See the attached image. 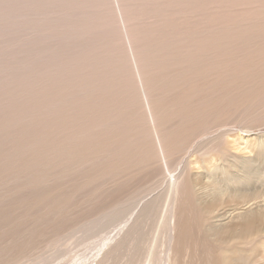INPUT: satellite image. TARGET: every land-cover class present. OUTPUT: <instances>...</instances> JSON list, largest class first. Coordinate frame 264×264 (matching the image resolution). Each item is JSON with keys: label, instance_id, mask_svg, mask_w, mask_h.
Here are the masks:
<instances>
[{"label": "bare ground", "instance_id": "bare-ground-1", "mask_svg": "<svg viewBox=\"0 0 264 264\" xmlns=\"http://www.w3.org/2000/svg\"><path fill=\"white\" fill-rule=\"evenodd\" d=\"M124 1L130 2L131 0ZM138 2L137 5H141L144 0L143 2L138 0ZM103 3L105 2H98L97 0H0V192H6L10 188V190L13 189L15 193L19 194L18 196H21V198L32 193L31 190L37 191L40 196L50 192L42 199L29 202L25 201V198L22 203H15L12 199L0 196L1 210L5 206L9 207V210L12 207V211L8 210V212H4L5 215H0V240L5 235H11L13 239H17L21 232V225L28 220H31L38 227L42 226L44 224L42 220L46 218L34 216L37 213L33 211L36 207L45 205L44 210L51 213L62 207V209H65L66 206L70 205L71 199L68 198L70 194L64 188L67 183H58V181L50 183L49 180L52 175H57L56 178L59 182L63 181L67 175L71 176V179L73 175L81 171L88 174L89 163L95 165L102 164L105 161L111 163L112 160H116L113 157L117 156V158L120 157L117 160L119 163H116L119 169L110 170L108 167L113 168V165L107 166L104 171L110 173L106 177L104 176V179L102 178L105 183L107 180H114L112 175L117 177L119 173L126 172V170L130 171V168L127 169L130 163L135 167L140 162L142 166L152 170L156 160L158 163L159 161L164 163L169 177L165 178L167 176H164L162 183L160 181L156 183L158 187L165 186L163 192L158 193L142 205L133 220L134 214L127 221L125 220L126 225L116 233L117 236L122 238H117L119 240L116 243L114 242V245H112V242V247L107 248V257L103 255L106 259L110 255L112 258L114 257L113 259H117L114 253L121 252L123 249L125 252L126 248L131 255L129 262L135 259L136 262L140 261L141 264H264V135L253 136L251 133L253 127L247 128L251 129L250 131L247 129L244 131L243 129L234 132L229 129V124H221L212 120L211 122H200V125L197 124L194 127L188 125L191 128L185 131L182 130V133L177 136L178 131L175 133L174 131L178 130L176 127H180V124L178 122V126L175 123L177 126L174 129V122L178 121L177 118L181 115L180 111L192 114L187 110L189 108L182 110L183 107H181L182 109L178 112L173 107L179 108L178 105L181 104L172 105V109L170 106L169 110H173L176 116L174 114L170 116V112H166L169 117H165V115L160 117L161 114L165 113L164 111H167L164 110V108H168L165 105L162 107V111H159L160 108L155 110L161 112L160 115L154 114L151 109L149 114H145L149 108L145 106L148 109H144L139 97H136L137 101L134 98L128 101L125 99L113 101L117 96L121 98L122 94L128 96L132 89L136 90L135 94H144L145 91H142L137 84L136 69L134 71L129 65L128 59L130 57L127 52L124 56L126 58V70L124 69L125 71L122 72L120 70L122 67L119 68L113 60V53L108 51L109 46L114 41L102 33L97 40H93V34L98 29L101 31L108 23L107 18L102 15L104 14L103 5L107 4L108 10L112 9L110 3ZM128 6L126 4L127 8ZM154 6L156 5L154 4ZM164 6H166L164 2L158 6L160 9H157L156 6L155 14L157 15L160 10H164L166 8ZM132 7L135 9L134 4ZM95 9H99L100 12L95 11ZM140 13L142 12L140 11L137 16L131 17V20L143 17V14ZM146 14L147 12L144 13V16ZM27 28L32 31L31 39L27 40V44L36 43L38 47L35 48L36 53L34 55L27 54L26 61L22 62L19 56H23L28 45L19 47L21 43L19 44L18 40L20 39L18 37ZM128 35L125 38H128ZM84 36L87 37L86 41L81 40ZM10 38L14 42H10ZM52 40H57V44L52 45ZM121 40L123 41V38ZM187 40H190L189 37ZM163 44H165V41ZM150 46L149 48L146 46L150 50L145 52L144 55L141 54L143 52L138 53L141 51L140 49H138L140 51H134L136 48L133 49L132 54L135 53L136 56L141 54L143 57L141 62H146L145 60L149 58L151 52H155L154 49H157L156 46ZM211 54L212 52L209 55ZM10 57L13 60L11 63L8 62ZM131 58L133 57L131 56ZM160 58L162 60V57ZM168 58L169 60L162 61V63L165 62L163 65L159 66L155 63L159 67L153 68L151 71L145 70L146 68L143 67V74L150 73L151 75L155 74V76L156 74L159 75L161 66L162 70L166 67L170 69L176 67V72L171 77L168 74L164 77L157 76L153 78L152 83L149 82L148 92L154 94L155 101L157 97L158 100L164 99L165 96L168 97L169 92L182 88L181 81L185 83L186 79L178 82L176 80L180 75L182 76V73L187 71V68L191 71V69L198 66L194 64L199 63V58L194 60L197 61L196 63L192 61L191 64L187 62L189 59H180L179 62H176L177 60L171 55ZM42 60H46L48 64L39 70L34 69L37 63L40 61V64L43 63ZM201 60L203 59H200V62ZM147 61L151 60L148 59ZM208 61L209 59H207ZM142 63L141 65L144 64ZM192 64L193 66H190ZM203 64L201 62L200 65ZM39 66L41 67V65ZM167 68L166 70H168ZM189 72L186 73L190 74ZM197 72L199 71H195V74ZM122 73L127 75L124 76ZM119 75L127 78V81L132 80L130 89L126 86L123 87L122 81H117ZM194 75H190V77L194 78ZM202 75H199L201 79ZM196 76H198V73ZM189 80L187 81L189 82ZM39 83H41L42 88L37 91L33 87ZM120 89L123 91H118ZM195 92L193 91V93ZM150 94L148 95L150 96ZM108 95L116 97L112 100L109 99V103L96 107L97 109L95 106H91L89 109L85 106H82L84 107L82 109L79 106L80 102L86 101L90 97L97 100L95 103L108 101L105 99ZM146 103L149 106L147 99ZM137 105L139 107L141 105V109H144H142V114L146 111L144 112L145 116H140L142 120L139 117L142 121L140 124L132 122V119L137 120V117L134 116L137 111L132 106L136 108ZM154 105L156 106V104ZM129 108L134 110L131 111L133 113L131 116L128 113ZM141 109H139L140 112ZM193 109L190 108V110ZM176 111L178 115L180 113L179 116H177ZM196 111L187 116L186 119L190 120L192 116L195 119L198 116ZM153 115H155V118L159 115V120H155ZM183 117L185 119V116ZM201 118L197 119L201 120ZM186 119L184 122L187 123ZM139 121L137 120L138 123ZM168 121L173 125L172 132L169 131L171 126H169L170 123L168 125ZM141 124L146 125V127L147 124L152 125H149L146 131L144 130L146 127L144 129L140 128L142 137L138 135V128ZM262 124L260 125L262 126ZM253 125L255 126V124ZM78 126H83L84 129L75 130ZM93 129L95 131L92 133ZM60 131L64 133L62 137L57 136ZM136 134L137 136H135ZM168 137H171L170 140ZM147 143H150V146L152 144L150 150L147 148ZM169 159H171V163H176L174 171H171L168 167ZM125 160H127V163H123ZM136 166H139V164ZM114 171L119 173L116 174ZM161 171L164 173L165 170L162 168ZM11 174L12 177L16 176L13 178L14 180L27 182L28 186L25 187L23 183H18L19 181L15 183L13 180L11 183L3 182L1 175L11 178ZM17 175H20V178ZM74 177L73 180H77ZM97 179L98 177H95L94 174L88 175L82 182L81 187L88 186ZM114 181H116V178ZM121 184L124 186L127 183L125 181ZM151 190L146 192L150 193L153 191ZM135 195L137 194L135 193ZM130 199L127 202H121L115 210L105 216L111 218V216L114 217V213L118 215L117 212H122ZM155 216V221L157 216L158 220L160 219V221L155 222L156 224H162L163 222L162 227H158L156 224L153 225L155 229L157 227L158 230L161 229V231L159 230L161 232L160 236H157V234L156 236L160 240L162 239V245L160 244L159 247L162 246L165 250L160 252L147 246L149 247L147 252H144L141 255L142 257L139 256V258L135 252L139 250V246L141 247L144 233L149 232L142 233L143 226L153 220ZM148 228H150L149 225ZM152 234L155 235V232ZM149 236L152 235H147L146 243L149 241ZM112 240L107 238L104 241ZM1 242L0 247L4 245ZM146 243L143 242V244ZM105 246H107V243H104L103 247ZM2 249L0 250V264H15L6 261L7 259L4 260V256L8 255L4 254V252H7V247H2ZM105 257L104 261H108L109 259L105 260ZM137 257L141 260L136 259Z\"/></svg>", "mask_w": 264, "mask_h": 264}, {"label": "rangeland", "instance_id": "rangeland-1", "mask_svg": "<svg viewBox=\"0 0 264 264\" xmlns=\"http://www.w3.org/2000/svg\"><path fill=\"white\" fill-rule=\"evenodd\" d=\"M97 1L98 2L104 1L105 3L108 2V4L110 3L112 5L113 10L112 9L108 10L109 9L108 5L103 3L105 5H103L104 14L102 15L105 18H107L108 23L106 24V26H104L103 29H101V31L100 29H98L93 34L94 37L92 36L94 39L93 38L91 39L97 40L102 34H105L109 39L114 41L113 44L109 46L110 49H108V51H111L113 53V60L117 63V66H119V68L120 66L123 68L120 69L122 72L126 70L125 69L126 58H124V56L126 55L127 52L130 57L129 58L130 60L128 59L129 65L134 71L135 69L136 71L139 70L137 72L138 74L135 71V78H137L136 80L138 86L142 91H145V93L135 94L136 90L132 89L128 93L130 99L128 98V96H124L123 94L121 95V98L120 96L116 97L114 95H108L105 97V99H107L108 101H102L97 103H95V101L97 100L92 99V97L90 98L88 97L89 98V99L87 98L88 100L86 101L83 100L82 102L79 103V106L82 109L84 108L82 106H85L87 109H89L91 106L92 107L95 106V108L99 107L101 105L109 103V99L112 100L115 97L116 98L113 101L119 99L121 100L125 99L128 101L133 98L136 100V97H139L142 105L144 106V109L146 110L147 107L149 108V109L147 108L148 110H146L148 113L144 111L146 112L145 114H149L150 109L154 112V114H159V113L161 114V112L159 111L163 110L162 107H164V105L168 108L166 109L164 108V110L167 111H164L165 113L162 112L164 114H161L160 117H164V115L165 117L166 116L169 117V115L171 116L173 114L175 115V112L171 110L172 105L174 106L181 104L178 105L179 108L176 107L177 109L173 107V109L177 110L178 112L179 110L182 109L181 107H183L182 110H186L187 108H189L187 110L192 112V114L195 110H197L196 112H198V116H196L195 119L193 118V116L191 117L192 119L188 117L190 118V120L189 119L187 120L186 117L192 114H189L188 112L187 113L185 112L186 113L185 114L184 111L183 112L180 111L181 112V115L179 113V115L181 116L180 117L178 115V112L176 111L177 112L176 114L177 116H179V118H177L178 120L177 122L176 121L174 122V120H176L175 118L176 115L173 116L175 119L173 118L174 120L172 121V123L174 122V124L177 123L178 125L179 122L180 124V127H176L177 126L176 124L174 125V129L175 127L176 129H178L176 131L173 130L174 133L178 131L176 133L177 136L178 134L180 135L182 133V130L185 131L188 128H191L190 127L191 125H193L192 127H194L197 124L200 125L201 124L200 122L203 121L211 122L212 120L215 122H219L221 124H227V125L229 124V129H232L234 132H239L240 130L243 129L245 131V129L253 127L254 129L253 128H251L252 130L250 129L253 136L264 135V128H263L264 127V0H162V1L144 0V2L143 0L142 1L140 0V2H143L141 3V5H137L139 3L138 0H136L135 2L134 0H131L132 2L131 1L125 2L124 0H120V1L97 0ZM163 2L166 5L164 7L166 8L163 7L164 10L163 9H162L163 11L160 10V13L156 15L155 10L160 9L158 8V6ZM148 3H151L152 5L151 4L148 5ZM126 4L127 6L129 5L128 8L126 7ZM133 4L135 9L132 7ZM154 4L157 6V9H155L156 6H154ZM142 6L143 8H141ZM138 10L139 12L140 11L142 12L140 14H143V17L136 18L132 21L131 17L137 16L139 13V12L137 13ZM95 11L100 12L99 9H95ZM146 12L147 14L144 16V13ZM31 32L32 31L30 30V28H27L21 32L22 35L21 33L19 34L18 39L21 40V41L18 40L19 44L21 43L19 47L20 46L23 47L28 43L27 40L28 39L30 40L32 36ZM119 35L121 36V38ZM127 35L128 38H125L127 37ZM188 37L190 40H187ZM122 38L123 41L121 40ZM183 38L186 39L187 41L184 40ZM81 40L86 41L87 37L84 36ZM164 41L165 44H163ZM10 42H14V40L10 38ZM129 42L131 43L129 44ZM51 44L56 45L57 40H52ZM149 44L152 47L156 46L157 48L154 49L155 52L153 51H152L153 53L151 52L152 55L150 54L148 56L149 58L147 57L153 63L151 61H147L148 60L147 59L145 60L147 63L142 61L144 63L143 64L141 62V58H143L142 55H144L145 52L150 50L148 49L150 46ZM116 46L118 49L116 48ZM146 46H148V48ZM37 47L38 45L36 43L28 45L27 51L23 54V56L22 55L19 56L20 61L25 62L28 55L30 54L34 55L36 53L35 48ZM135 48L136 50L134 51L137 52L141 50L138 53L143 52L141 53L142 55L137 54L136 56L135 53L133 55L132 54L133 49ZM211 52L212 54L209 55ZM157 53L159 55H155ZM169 54L171 55V57L177 60L176 62H179L180 59L181 60L189 59L187 61L188 63L190 62L189 64H191L192 61L196 63L197 61L195 62L194 60H196V58L198 60L199 58V63L197 62V64L194 63L193 64L198 65L200 68L197 66L196 68L191 69V71L193 72H191L189 68H187V71L188 72L190 71L189 72L190 74L186 73L187 71H185L184 73H182V76L181 75L179 76V78L181 77V79L178 78L179 80L178 79L176 80L178 82L186 79L185 83L181 81L182 88L180 87V89L179 88L174 89V91L169 92L168 95L166 93L168 97L165 96L164 99L158 100L157 97L155 101V98H153L154 94H150L148 92L149 82L152 83L153 78L157 76L164 77L167 76L168 74V76L171 77L173 73L176 72L175 71L176 67L175 68L171 67V69L166 67L168 70H166V68L165 69L163 68L162 70V66H161L160 67L161 69H159L161 75L158 71L159 75L156 74V76L155 74L151 75L150 73L143 74L142 73V71L144 70L143 67L146 68L145 70H149V71H151V69L153 68H158L161 64L163 65L165 63V62L162 63V61H165L166 59L169 60L168 58V56H170ZM119 55L121 58L119 57ZM131 56L133 58H131ZM159 56L162 57V60ZM164 56L165 58H163ZM200 59H203L201 60L202 64L204 63L203 65H200L201 64ZM207 59H209L208 62ZM8 62L9 63L13 62L11 57L10 59H8ZM40 62L36 64V67H34V69L39 70L40 68L48 64L46 60L45 61L42 60L43 63L41 64ZM141 63L143 65H141ZM155 63H157V65L159 64V66L157 67ZM38 64L41 65V67ZM147 64H149L150 66ZM193 64L190 66H193ZM194 69L195 71L200 72V73L197 72L198 76H196L197 73L195 74ZM122 74H124V76L127 75L126 73H122ZM190 75L191 76L194 75L195 77L193 76L194 78H192L190 77ZM199 75L200 76L202 75V79L200 78ZM183 76L185 77L184 79ZM196 77H198L200 80L198 78L195 79ZM189 79L192 80L190 81ZM127 80H128L127 78H123L122 75H119L117 81L118 82L122 81L123 87L126 86L127 88L130 89L132 80L130 81ZM187 80H189V82ZM33 88L37 89L38 91V89L42 88L41 83L35 85ZM118 91H123V90L120 89ZM193 91L194 92L196 91L198 93L196 92L193 93ZM148 94H150V96ZM100 95L102 96V94ZM146 99L149 106L146 103ZM150 99L154 103L151 102ZM132 101L134 102V100ZM123 102L125 103V101ZM153 104H156V106L158 107H156L155 105L153 106ZM145 106L147 107L145 108ZM170 106H171L170 109L171 111L169 110ZM132 107L135 111H137L136 112L137 115L134 112L135 114L134 116L137 117L138 121L141 118L140 116H145L144 112H143L144 115L142 114L143 108L141 109L142 107L141 105L140 107L137 105L136 106L137 109L134 106ZM138 107L139 109H141V112L138 109ZM81 108L80 110H82ZM190 108L192 109L194 108V109L190 110ZM133 109L132 108L128 109L129 110L128 113H130L129 114L130 116L131 114L133 115V113L131 112L134 111ZM156 109H159V111L157 110L156 112L155 111ZM172 111L173 113L171 114ZM166 112L167 113L170 112V114L167 115ZM201 113L202 115H200ZM159 115H157V118H155V115H153L154 119L158 121ZM203 115L205 116L204 118ZM259 115L261 118L259 117ZM183 116H185V119L188 121L187 123L184 122L185 119ZM146 117L148 116L146 115ZM197 118H201L202 121ZM168 119L171 120L170 118ZM256 119L257 122L259 121L258 123L256 122ZM137 120L132 119V122H135V124L142 123L141 121L142 118L139 121V123L137 122ZM180 121L181 123L184 122V124L181 125ZM167 123L169 125L170 121H168ZM252 123L255 124V126ZM261 123H263L262 124L263 127L260 125ZM149 125L147 124V127L146 125L144 126L143 124L139 125L138 128L139 134L138 133L137 134L140 135L141 129H144L145 127L146 129L144 130L146 131ZM188 125L190 126L188 127ZM247 125H249L250 127ZM169 126H171V128L169 127L167 128H169L170 129L169 131H171L173 125H171L170 123ZM82 129H84L83 126H78L75 130H82ZM144 130L142 131L144 132ZM94 131L95 130L93 129L92 133ZM137 134L135 136H137ZM176 134L174 135L176 136ZM63 135L64 133L62 131L57 133V136L62 137ZM168 138L170 140L171 137ZM149 144L150 143H147L148 149L151 148L152 146V144L151 146ZM139 155H140V151H139ZM115 158L116 160H112L113 162L111 161V163H106L107 161L99 165L89 163L88 164L89 171H87L88 174H86V172L81 171L83 173L78 172L75 175H73L71 179H70L71 176L67 175L64 178V180L60 182L59 180H57L58 178H56L57 175L55 174H54L55 176L52 175L49 180L50 183H55L56 181H58V183H67L66 186H64V188L66 189V192L70 194V195L67 194L68 198L71 199L70 205L66 206L65 209H62L63 208L62 207L59 208L56 212H51V213L46 212L44 210L46 208L45 205L36 207L33 210L37 212L34 214V216H41L42 218H46L42 220L44 224L38 227L31 220H28L25 222L26 224L24 223L23 225H21L20 227L21 232L17 239H13L11 235L3 236V238L0 241H2L1 243H3L4 245L2 244L3 246L0 247V250H3L2 247H7V252H4V254L5 255L8 254L7 256H4V260L7 259L6 261H10L15 264H102V262L106 264H121V263L131 264V262L132 264H134L133 262H135L136 264H141L140 261L136 262L135 259L129 262L131 255H130V251L128 250L129 251L128 252L126 248H125L126 250L125 252L124 249L121 252L117 251L116 252L117 256L114 253L115 258L117 259H113L114 257L112 258L111 255L106 259L107 251H108L107 248L108 249L109 247L111 248L112 242H113L112 245H114L116 241L122 238L121 236H117L116 233H118L120 229L126 225V221L131 217V215L134 214V217L132 218L133 220L138 214L139 209L142 207V205L148 202L151 198L155 197L158 193L163 192V190H165L164 188L165 186L158 187L156 186V183H158V181L160 182L164 181V176H167L165 178H168L169 174L167 173L164 167V163L160 161L158 163L157 160H156V164L152 166L153 167L152 170L145 168L144 166H142L140 162H138L139 166H136L138 165L136 164L135 167L133 164L130 163L127 168V169L130 168L131 169L130 171L126 170V172L123 173L114 171L116 172V174L117 173L120 174V175L118 174L117 177H114L112 175V178L114 180L116 178V181L107 180L105 183L103 182V179L110 172L104 171V169L107 166H112V165L113 168L108 167L110 170L119 169L118 168L119 166H117L116 163H119V161L117 160L120 157L119 158H117V156L113 157V159ZM169 160H168L169 162L168 167L171 171H174L176 168L175 167L176 163L173 162L171 163V159ZM123 163H127V160L123 161ZM104 165L106 166L103 167ZM161 167L163 168V170L166 171L167 174L165 173V171L164 173L161 171L162 170ZM109 169L107 170L109 171ZM153 173L155 174L154 176ZM91 174H94V176L98 177V179L95 180L93 183H90L88 186L82 188L81 185L83 184L82 182L84 181L85 177ZM17 176L20 178V175ZM15 177L16 176L12 177V174H11V178H8L6 175H1V178H3V182L5 181L11 183V181L13 180L15 183H17L18 181H19L18 183H23L25 187L28 186L27 182L21 180H14L13 178ZM73 177L77 178V180L76 179L73 180ZM125 181L127 184L123 186L121 182H125ZM8 189L9 190L6 192H0V196L6 199H12L13 202L15 203H22L25 198H26L25 201L34 202L36 200L42 199V197L50 193L47 192L40 196L37 194L38 193L37 191L31 190L32 193H29L27 196L25 195L26 197L24 198L22 196L21 198V196H18L19 194L15 193L13 189L11 190L10 188ZM147 190H151L152 192L150 193L146 192ZM135 193L137 195H135ZM139 193L142 194L139 196L138 195ZM129 199L130 201L127 203L126 208L122 212H117L119 213L118 215L114 213V217L111 216V218L105 216L108 213L110 214L112 210H115L116 207H118L121 202L124 201L127 202V200ZM130 202L131 203L134 202V203L131 204ZM2 209L3 210H1L0 208V215H5V213L8 212L9 207L5 206L2 207ZM9 211H12V207L10 208ZM155 219L156 216L154 217L153 220L149 221L152 224L147 222L146 223L147 225L144 224L143 226V228L146 230L143 229L142 233L149 231L148 232L149 234L147 232H146L147 234L144 233L143 236L145 240H143L144 239L143 238L142 241L146 243L147 242L146 239H148L147 235L151 234L152 236H149V241H148L149 245L148 243H146L147 245L143 244V242L142 244L140 243L141 247L139 246V250L135 252L136 255L138 254V257L139 256L142 257L141 255L144 254V252H147L149 247H152V249H156L157 251L160 252L161 251L163 252L165 250V248H163L162 246H161L162 249H160L161 247L159 246L160 244L162 245V239L160 240L159 237H157L160 236L161 233L159 232V230L161 231V229L159 228L158 230V227H162L163 222L161 221L162 224L159 223L156 224L155 222L160 221V219L158 220V216L156 221ZM153 224L154 225L156 224V226H158L157 229H155V226ZM148 225L150 228H148ZM153 232H155V235L152 234ZM153 235L155 236L154 238ZM124 236L125 233L123 235V238ZM150 237L152 238L150 239ZM107 238L113 240L108 242L104 241ZM154 240L157 241L155 242ZM158 240L161 243H159ZM104 243H107V246H105L106 248L103 247ZM142 247L145 249H143ZM2 254L3 253L1 252V255ZM127 254L129 257L127 256ZM9 255H11L12 257L10 258ZM103 255H105L106 257ZM104 257L105 260L108 259L109 260L104 261ZM138 257L136 259L141 260L139 259L140 257L139 258ZM125 258L127 260V263Z\"/></svg>", "mask_w": 264, "mask_h": 264}]
</instances>
